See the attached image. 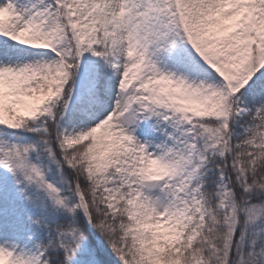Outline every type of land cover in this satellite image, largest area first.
I'll return each instance as SVG.
<instances>
[{
  "label": "snow or ice",
  "instance_id": "obj_1",
  "mask_svg": "<svg viewBox=\"0 0 264 264\" xmlns=\"http://www.w3.org/2000/svg\"><path fill=\"white\" fill-rule=\"evenodd\" d=\"M0 264H264V0H0Z\"/></svg>",
  "mask_w": 264,
  "mask_h": 264
}]
</instances>
